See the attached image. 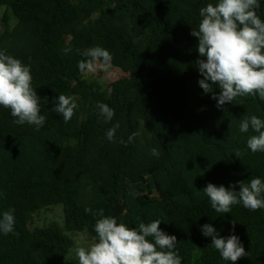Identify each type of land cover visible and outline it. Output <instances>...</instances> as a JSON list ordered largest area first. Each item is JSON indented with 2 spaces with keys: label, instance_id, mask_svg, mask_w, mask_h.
I'll use <instances>...</instances> for the list:
<instances>
[{
  "label": "trees",
  "instance_id": "trees-1",
  "mask_svg": "<svg viewBox=\"0 0 264 264\" xmlns=\"http://www.w3.org/2000/svg\"><path fill=\"white\" fill-rule=\"evenodd\" d=\"M216 2L0 0V50L30 65L46 117L37 130L0 107V216L11 208L16 218L14 233L0 232V264H78L67 261L75 245L68 233L94 239L99 218L86 207L129 227L159 219L161 230L176 236L182 264H231L203 235L204 224L240 238L247 256L236 264H264V209L241 204L221 214L197 194L208 183L239 191L238 181L264 182V153L247 148L251 130L239 131L244 115L264 119V100L237 97L218 108L212 96L219 87L205 94L198 83L196 61L203 58L191 32L200 8ZM258 15L264 19V0ZM95 46L130 76L108 88L88 81L78 69L87 58L77 50ZM60 94L78 104L67 123L52 110ZM98 103L114 109L111 122ZM117 122L112 142L106 132ZM237 150L244 155L236 157ZM52 206L63 207V225L31 229L34 216Z\"/></svg>",
  "mask_w": 264,
  "mask_h": 264
},
{
  "label": "clouds",
  "instance_id": "clouds-1",
  "mask_svg": "<svg viewBox=\"0 0 264 264\" xmlns=\"http://www.w3.org/2000/svg\"><path fill=\"white\" fill-rule=\"evenodd\" d=\"M261 0H217L201 7V17L197 29L191 35L198 38V53L203 59L196 61L203 79L198 81L205 94L213 93V86L220 89L219 95L212 98L221 108L226 102L237 97L258 96L264 100V19L258 15ZM72 49H65V53ZM78 53L86 57L78 62L81 74L93 73L97 69L107 72L111 68L112 54L101 46L85 49ZM30 65L19 58L0 50V107L10 110L18 125H34L37 130L45 123L41 115V99L32 86ZM47 101V98H45ZM99 115L105 123L114 118V109L105 103H98ZM78 108L74 96L60 94L58 103L52 109L60 114L65 123L69 122ZM117 122L106 132L109 141H115ZM252 135L246 141L252 153H264V119L256 115H244L240 119L239 131ZM138 135L133 133L129 142ZM124 143V141H121ZM153 155H158L156 149ZM236 157L244 153L237 150ZM239 191L232 190L235 185L225 187L208 183L201 192L208 197L211 207L221 214H229L233 206L241 205L250 210L264 209V182L260 178H250L248 183L238 181ZM15 209H8L0 216V232L7 235L15 231ZM96 219L94 240L87 246L74 248L78 264H182L176 251L177 238L160 228L161 221L153 220L129 227L117 218L105 215L104 210L85 208ZM233 229L236 222H232ZM201 231L211 237L212 247L224 261L236 264L247 256L240 238L233 234L222 237L211 224H204ZM151 238V239H149Z\"/></svg>",
  "mask_w": 264,
  "mask_h": 264
},
{
  "label": "rangeland",
  "instance_id": "rangeland-1",
  "mask_svg": "<svg viewBox=\"0 0 264 264\" xmlns=\"http://www.w3.org/2000/svg\"><path fill=\"white\" fill-rule=\"evenodd\" d=\"M5 13L4 8H0V30L3 29V16ZM14 20H12V24ZM85 78L90 82H99L103 85V87L108 88L112 82L117 79L124 78L127 79L130 76L129 71L119 68L116 65H111V68L105 72L101 69H97V71L93 73L86 72L84 74ZM64 221V211L62 206H52L47 209L40 211L36 214L30 223V228L34 229L36 227H43L50 225L52 223H58L59 225H63ZM68 235L74 240L75 245L72 248L70 255L68 256V262H71L72 259L76 258L74 253V248L78 246H85L87 247L94 239L90 237L86 233H79V232H71Z\"/></svg>",
  "mask_w": 264,
  "mask_h": 264
}]
</instances>
